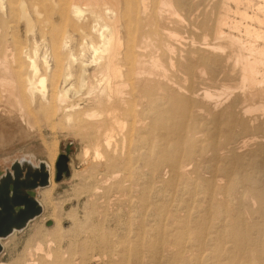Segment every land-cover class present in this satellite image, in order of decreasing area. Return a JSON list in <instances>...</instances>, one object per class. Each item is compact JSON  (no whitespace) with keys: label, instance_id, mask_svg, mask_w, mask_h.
Here are the masks:
<instances>
[{"label":"bare ground","instance_id":"obj_1","mask_svg":"<svg viewBox=\"0 0 264 264\" xmlns=\"http://www.w3.org/2000/svg\"><path fill=\"white\" fill-rule=\"evenodd\" d=\"M1 19L25 40H0V140L39 117L74 121L84 157L124 177L143 163L133 240L92 232L110 264H264V0H0ZM206 71L228 84L209 90ZM54 239L35 244L48 264H85Z\"/></svg>","mask_w":264,"mask_h":264},{"label":"rangeland","instance_id":"obj_2","mask_svg":"<svg viewBox=\"0 0 264 264\" xmlns=\"http://www.w3.org/2000/svg\"><path fill=\"white\" fill-rule=\"evenodd\" d=\"M6 22L8 23L9 20H0V40L2 39L3 42L5 41V45L10 46L9 41L11 42V39H15L18 45H21L25 40L23 25L21 22V25L17 22L12 25L11 29L7 30L5 28L8 26V24L5 25ZM201 40L202 38L194 37L195 42L201 43ZM218 74V72L206 71L205 82L212 83L207 85V83L204 82V87L208 86L207 88L213 91L219 89V87L225 83L228 84L229 80L224 76L220 77L221 74ZM189 83V81L185 82V86H189ZM229 83L234 84L231 81ZM196 84L193 85L195 89L199 88V82ZM30 124L34 129L32 134L28 136L21 135L19 133L20 129L18 128L14 131L15 133L12 136L0 140V176L10 169L13 162L21 158H29L34 164L39 162L49 163L50 159L52 161L51 165L53 166V187L48 185L45 188H40L30 193V195L41 204L42 212L38 217L31 220L23 230L17 231L13 236H9L7 239L5 238V240H2V243L3 245L5 244V246L0 253V264H25L24 261L29 258L35 259L37 264L51 263L50 261L54 260L53 257L52 260L48 262V260L41 256L40 252L38 254L35 251L36 242L49 238H55L54 242L57 241L56 243L58 244H53L54 246L52 245L50 249L52 248V250H54L56 248L57 250L58 246L61 245L62 249H64L63 251H67V257L70 259L72 257V259H74V263H77L80 255L82 257H80L79 262H81V260L82 262L87 260L85 264H110L111 259L109 258V255L107 256V254H105L107 256L105 257V255L99 252L101 250L98 246L96 247V240H92V232L95 231V229L103 230L104 233L114 241H119L121 238L123 240H129V242L133 240V231L136 226L138 227L135 220L139 215L138 209L136 208L137 205L133 204H136L138 201L137 197L141 196L139 191H141L140 189L143 188V186L145 187L146 185L148 190L149 187H151L148 180L144 179L143 163L140 160L132 161V175L129 177L126 175L128 178L126 179V176L124 177L126 172L123 170L119 171L118 169V166L120 165L119 161H117V167H108L105 166L104 159V163L101 162V165L99 166L97 163L98 161L94 159L95 150H90V153L88 154L90 156L87 155L84 157V151L82 150L84 149L83 145H85V142L83 141L80 131L76 130L74 121H71L70 123L58 120L47 121L42 117H39L38 119L31 120ZM235 132L238 131L236 130ZM137 143H135V148L138 151L146 147L142 144L137 145ZM196 144L198 146L196 157H206V155H209L205 142H197ZM50 145L56 146H53V148ZM44 148H47V150ZM129 148L125 147L124 152L126 149L127 152ZM48 150L50 151L49 153ZM129 150L130 152L134 151L133 147ZM98 152L102 157L105 156V151L102 148L98 149ZM61 155H65L68 158L69 176L63 177L59 182H56V162ZM47 156L50 158H47ZM84 159H86V164L84 163ZM111 176L117 177L112 178ZM201 176L206 177L208 175L202 170ZM116 181H122V186L124 187H122L120 191L111 188L112 184ZM158 187L159 186L157 185V187H153V189L156 188L157 190H160L161 186L160 188ZM42 193L45 194L47 199H49L43 200V198H41ZM122 193H124V195ZM155 196H157V193H155V190H152L150 192V200H153ZM129 202H131L130 205H127ZM51 213L54 214V218L43 217L45 214H48L47 216L50 217L49 214ZM44 220H47L45 224ZM56 223L59 224L58 230L53 232L52 235H49L47 231L53 229ZM82 244L83 246L84 244H88L89 247L87 248V245L83 248V246H81ZM90 245H93L92 247L95 248L92 250ZM80 246L82 248H80ZM96 248L99 253L98 256H101V258L99 257L100 259H98V256L96 257ZM120 248L121 246H118L117 249L120 250ZM83 249L84 251L82 252L81 250ZM85 249L89 250L85 251ZM80 251L81 253L89 252L90 254L84 253L81 255ZM56 253L57 252H55L54 255L58 256V253ZM75 254L78 255L75 256ZM91 255L92 257H90ZM55 256L54 258H56ZM85 257L87 258L84 260ZM88 258H90L89 262Z\"/></svg>","mask_w":264,"mask_h":264},{"label":"water","instance_id":"obj_3","mask_svg":"<svg viewBox=\"0 0 264 264\" xmlns=\"http://www.w3.org/2000/svg\"><path fill=\"white\" fill-rule=\"evenodd\" d=\"M68 176V158L61 155L56 162L55 181L59 182ZM48 185L49 174L42 162L33 168L15 161L0 176V239L7 238L14 231L23 230L41 214V206L30 193ZM1 251L0 245V253Z\"/></svg>","mask_w":264,"mask_h":264}]
</instances>
